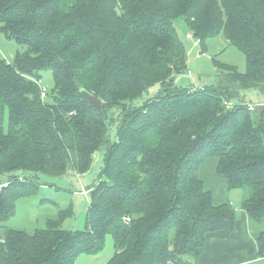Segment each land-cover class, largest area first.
<instances>
[{
    "label": "trees",
    "instance_id": "trees-1",
    "mask_svg": "<svg viewBox=\"0 0 264 264\" xmlns=\"http://www.w3.org/2000/svg\"><path fill=\"white\" fill-rule=\"evenodd\" d=\"M178 18L202 48L223 34L245 70L214 59L216 83L176 85L186 68ZM0 30L25 46L13 61L0 55V264H77L107 234V264L196 260L208 233L236 226L232 203L214 204L198 174L209 158L229 189H248L241 208L264 257V103L240 96L264 93V0H0ZM80 88L101 99L98 112ZM100 148L84 229H63V212L31 232L4 224L42 177L83 174Z\"/></svg>",
    "mask_w": 264,
    "mask_h": 264
},
{
    "label": "rangeland",
    "instance_id": "rangeland-1",
    "mask_svg": "<svg viewBox=\"0 0 264 264\" xmlns=\"http://www.w3.org/2000/svg\"><path fill=\"white\" fill-rule=\"evenodd\" d=\"M177 34L182 41L186 51V68L175 75L174 83L178 86H202L216 83L218 73L214 59L219 62L234 65L239 71L245 70V57L235 46L230 44L223 34H219L206 40L205 47L188 31L181 18L175 20ZM25 46L8 39L0 30V55L7 61H13L16 52L21 51ZM41 85L46 88L48 94L53 89V79L50 71H42ZM159 86L155 85L148 89L136 104L154 95ZM242 100L257 110L260 104L264 103V93L258 89L249 88L240 91ZM238 103V99L233 100ZM110 118L108 124L113 123L117 118L116 108L107 110ZM115 127L110 125V139L115 137ZM104 148L94 153L89 170L83 174H77L68 170L58 177H42L39 187L24 196L19 197L15 202L14 213L4 224L28 232L36 228L46 227L49 219H59L60 212L66 214L60 220L63 229H84L86 212L89 203V188L97 181L103 166ZM215 158L205 161V170L199 169L198 174L209 184L210 175L206 171H214ZM203 165V166H204ZM202 166V167H203ZM201 168V167H200ZM247 188H234L230 190V200L235 211L241 209V201L247 195ZM114 253L113 240L110 234L105 237L102 250L97 254L79 253L76 258L77 264H107Z\"/></svg>",
    "mask_w": 264,
    "mask_h": 264
},
{
    "label": "crops",
    "instance_id": "crops-1",
    "mask_svg": "<svg viewBox=\"0 0 264 264\" xmlns=\"http://www.w3.org/2000/svg\"><path fill=\"white\" fill-rule=\"evenodd\" d=\"M205 161L200 170H205ZM204 165V166H203ZM203 166V167H202ZM210 174L209 184L202 178L207 189L211 190L214 204L230 201V190L223 176L215 171ZM232 203V202H231ZM234 231L218 230L207 234L204 249L196 260L186 264H264V257L257 255L256 241L252 235L248 218L242 208L236 211Z\"/></svg>",
    "mask_w": 264,
    "mask_h": 264
},
{
    "label": "water",
    "instance_id": "water-1",
    "mask_svg": "<svg viewBox=\"0 0 264 264\" xmlns=\"http://www.w3.org/2000/svg\"><path fill=\"white\" fill-rule=\"evenodd\" d=\"M81 95L90 103L95 111H99L101 108V99L95 96L92 92L85 88H80Z\"/></svg>",
    "mask_w": 264,
    "mask_h": 264
},
{
    "label": "built area",
    "instance_id": "built-area-1",
    "mask_svg": "<svg viewBox=\"0 0 264 264\" xmlns=\"http://www.w3.org/2000/svg\"><path fill=\"white\" fill-rule=\"evenodd\" d=\"M42 96H45V89L44 88L42 89Z\"/></svg>",
    "mask_w": 264,
    "mask_h": 264
}]
</instances>
